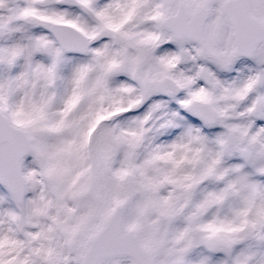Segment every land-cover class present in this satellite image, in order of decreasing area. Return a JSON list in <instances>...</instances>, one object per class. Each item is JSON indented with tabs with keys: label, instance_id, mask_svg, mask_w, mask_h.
I'll return each instance as SVG.
<instances>
[{
	"label": "snow or ice",
	"instance_id": "obj_1",
	"mask_svg": "<svg viewBox=\"0 0 264 264\" xmlns=\"http://www.w3.org/2000/svg\"><path fill=\"white\" fill-rule=\"evenodd\" d=\"M0 264H264V0H0Z\"/></svg>",
	"mask_w": 264,
	"mask_h": 264
}]
</instances>
